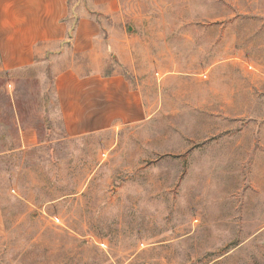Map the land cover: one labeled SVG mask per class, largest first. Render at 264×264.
I'll list each match as a JSON object with an SVG mask.
<instances>
[{
    "label": "rangeland",
    "instance_id": "374dc122",
    "mask_svg": "<svg viewBox=\"0 0 264 264\" xmlns=\"http://www.w3.org/2000/svg\"><path fill=\"white\" fill-rule=\"evenodd\" d=\"M110 21L142 47L139 123L67 138L50 62L0 73V264H264V0Z\"/></svg>",
    "mask_w": 264,
    "mask_h": 264
},
{
    "label": "crops",
    "instance_id": "0c3cea01",
    "mask_svg": "<svg viewBox=\"0 0 264 264\" xmlns=\"http://www.w3.org/2000/svg\"><path fill=\"white\" fill-rule=\"evenodd\" d=\"M118 10L119 0H0V69L50 62L56 109L67 138L147 117L142 86L119 70L144 74L143 64L137 63L142 47H135L134 33L110 21ZM112 58L118 61L115 68L105 71Z\"/></svg>",
    "mask_w": 264,
    "mask_h": 264
},
{
    "label": "trees",
    "instance_id": "16d2710c",
    "mask_svg": "<svg viewBox=\"0 0 264 264\" xmlns=\"http://www.w3.org/2000/svg\"><path fill=\"white\" fill-rule=\"evenodd\" d=\"M9 72H10L9 70H2V69H0V73L8 74Z\"/></svg>",
    "mask_w": 264,
    "mask_h": 264
},
{
    "label": "built area",
    "instance_id": "2783aa9c",
    "mask_svg": "<svg viewBox=\"0 0 264 264\" xmlns=\"http://www.w3.org/2000/svg\"><path fill=\"white\" fill-rule=\"evenodd\" d=\"M203 74H205V73H203Z\"/></svg>",
    "mask_w": 264,
    "mask_h": 264
}]
</instances>
